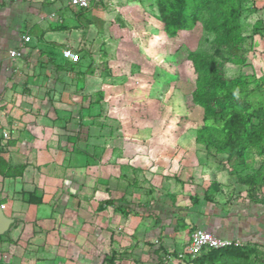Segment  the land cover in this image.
<instances>
[{
	"label": "rangeland",
	"instance_id": "obj_1",
	"mask_svg": "<svg viewBox=\"0 0 264 264\" xmlns=\"http://www.w3.org/2000/svg\"><path fill=\"white\" fill-rule=\"evenodd\" d=\"M93 9L107 27L81 50L88 62L77 66L56 167L67 189L60 198L93 203L84 215L97 214L95 230L104 222L96 202L116 197L113 207L125 206L108 207L110 240L91 241L90 254L106 264H264V243L243 240L179 257L196 226L193 207L217 205L227 216L264 199V0H96L78 13ZM178 53L212 58L207 74L228 79L227 96L215 89L222 98L209 119L186 72H174ZM236 116L246 121L240 139ZM75 179L84 192L70 190Z\"/></svg>",
	"mask_w": 264,
	"mask_h": 264
},
{
	"label": "crops",
	"instance_id": "obj_2",
	"mask_svg": "<svg viewBox=\"0 0 264 264\" xmlns=\"http://www.w3.org/2000/svg\"><path fill=\"white\" fill-rule=\"evenodd\" d=\"M81 10L68 0H0V157L10 166H23L15 175L0 170L1 210L10 219L0 233V264H106L90 254V242L110 240L104 228L109 210L125 208L121 203L113 207L116 197L96 202L104 209L98 215L104 222L95 230L97 214L84 215L93 203L73 195L59 196L67 190L60 185L63 173L56 170L59 152L64 156L60 147L67 144V137L59 132L73 114L70 99L76 94L77 66L88 62L81 50L92 48L96 34L107 27L100 20L101 11L93 9L81 16ZM24 35L30 37L28 42L23 41ZM63 49L78 53L79 61L64 58ZM11 51L20 55L12 57ZM75 180L70 190L84 192L85 186ZM193 208L197 214L194 229L264 243V199L246 202L239 214L230 210L227 216L217 205L209 210L205 206L207 211L201 206ZM82 216L87 220L81 223ZM163 218L167 220L162 219L160 227L167 238L170 209ZM154 254L158 258L157 249Z\"/></svg>",
	"mask_w": 264,
	"mask_h": 264
},
{
	"label": "trees",
	"instance_id": "obj_3",
	"mask_svg": "<svg viewBox=\"0 0 264 264\" xmlns=\"http://www.w3.org/2000/svg\"><path fill=\"white\" fill-rule=\"evenodd\" d=\"M174 72L179 77L182 71L186 72V77L191 80L194 84V88L191 91V97L195 105H199L204 109L205 118L209 119L211 117L210 110L211 106L216 103H220L221 96L216 93L215 89L224 90V94L227 96L229 92L228 79L225 77H219L215 74H207V71L212 69L215 65L214 60L210 57H205L203 55L196 54H175L173 58ZM233 92V91H230ZM224 98V97H223ZM236 122L234 126V132L237 139L245 137L247 133L244 131L246 126L245 120H238L236 116ZM264 126V123L262 124ZM245 132V133H244ZM244 134V135H243ZM233 143L231 142V145ZM233 147V145H232ZM23 169V166H10L0 157V170H6V174H19ZM15 172V173H13ZM161 249V245H158ZM233 247H227L223 249H228ZM223 249H211L208 251H219ZM156 250V249H155Z\"/></svg>",
	"mask_w": 264,
	"mask_h": 264
},
{
	"label": "built area",
	"instance_id": "obj_4",
	"mask_svg": "<svg viewBox=\"0 0 264 264\" xmlns=\"http://www.w3.org/2000/svg\"><path fill=\"white\" fill-rule=\"evenodd\" d=\"M68 4L80 8L85 9L89 6V0H68ZM24 42H28L30 37L28 35L22 36ZM61 54L64 58L72 63H76L79 61V55L76 52H72L70 49H63ZM10 55L19 56L20 53L18 51H11ZM2 207V205H0ZM241 244L240 239H228L221 238L215 236L208 230L195 228L190 231L188 235V242L186 249L183 254H179V257L186 258L188 260L196 259L201 253L211 250V249H223L227 247H234Z\"/></svg>",
	"mask_w": 264,
	"mask_h": 264
},
{
	"label": "water",
	"instance_id": "obj_5",
	"mask_svg": "<svg viewBox=\"0 0 264 264\" xmlns=\"http://www.w3.org/2000/svg\"><path fill=\"white\" fill-rule=\"evenodd\" d=\"M10 223V219L4 216L0 207V233L4 232Z\"/></svg>",
	"mask_w": 264,
	"mask_h": 264
}]
</instances>
